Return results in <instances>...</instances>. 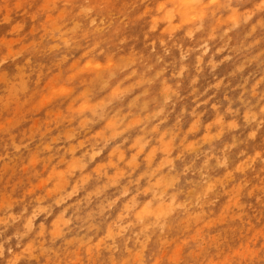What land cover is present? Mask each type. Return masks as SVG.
I'll return each mask as SVG.
<instances>
[{
    "label": "clouds",
    "instance_id": "obj_1",
    "mask_svg": "<svg viewBox=\"0 0 264 264\" xmlns=\"http://www.w3.org/2000/svg\"><path fill=\"white\" fill-rule=\"evenodd\" d=\"M0 264H264V0H0Z\"/></svg>",
    "mask_w": 264,
    "mask_h": 264
}]
</instances>
